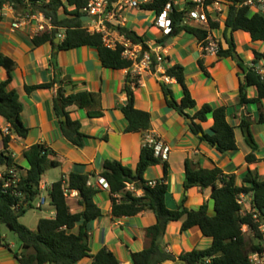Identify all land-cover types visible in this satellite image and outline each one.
Returning <instances> with one entry per match:
<instances>
[{"label": "crops", "instance_id": "0c3cea01", "mask_svg": "<svg viewBox=\"0 0 264 264\" xmlns=\"http://www.w3.org/2000/svg\"><path fill=\"white\" fill-rule=\"evenodd\" d=\"M134 1L139 3V7H133L128 0H112L107 27L116 38L126 35L120 28L136 32L144 38L148 47L146 52L163 57V61L157 62L155 69H147L140 76H135L130 69L105 68L98 51L94 48L82 47L60 51L54 49L52 43L35 47L33 38L38 34V23H27L15 28L14 24L21 16L9 5L0 11V51L16 63L10 89H15L20 95L23 121L29 129L27 138L13 135L8 151L15 164L21 167L19 175L26 176L28 173L30 165L24 152L36 144L49 147L56 155L52 158L60 162L58 168L47 171L41 182L49 205L48 208L44 207L47 215L35 214L36 219L30 221L28 225L24 222L29 214L27 213L21 221L31 230L37 229L42 218L56 217L57 212L49 201V191L54 183L70 173H76L89 174L91 176L89 182L96 185L105 161L110 159L119 160L124 166L135 170L146 139L151 136L162 139L170 149L169 157L166 159L169 165L166 207L170 210L179 209L183 204L188 210H196L207 203L209 214L212 216L215 214L212 188L184 187L187 158L197 167L220 168L226 174H236L238 184L242 183V177L248 170H257L264 177V124L258 122L260 109L264 111V100L261 104H240L239 90L245 76L238 61L233 57L206 55L197 37L185 30L176 35H165L155 24L158 13L142 8L143 4L153 3L155 0ZM189 1L195 0H170L180 12L187 9ZM214 2L222 4L224 13L213 14L216 17L215 21L220 23L219 28L212 29L213 35L220 40L224 50L229 48L228 39L233 35L236 54L243 59L246 66H256L259 72L264 74V61L255 65V51L264 52V42H253L250 35L244 31L230 34L225 23L229 4L225 0ZM64 17L65 14L61 13V18ZM64 33L65 30L62 29L57 35L60 37V43ZM201 62L207 74L201 69L199 65ZM175 65L185 68L188 88L197 105L195 109H188L186 112L194 115L206 104L214 108H227V120L236 128L238 146L236 150L221 154L212 145L200 142L190 128L189 119L184 118L178 110L170 108L168 99L173 97L180 102L183 98L182 88L177 81L164 75L167 68ZM133 77L139 80L138 84L131 85L136 107L151 115L152 129L148 132H125L128 123L121 108L128 101L125 86L128 79ZM6 78L8 73L1 67L0 82ZM55 81L58 83L50 89H41L31 94L25 89L26 85L35 86ZM67 81L72 83L67 84ZM163 86L169 88L173 95H166ZM60 89H64L68 94L89 91L99 93L101 96L102 117H90L85 109H72V117L82 123L81 131L87 136L83 148L73 146L59 131L53 104ZM257 91L255 87L250 88L248 98L257 97ZM245 118L250 119L249 129L259 145L257 152L259 161L252 164L246 162L252 149L246 142L245 128H242V121ZM0 121L5 122L1 116ZM213 123V118L209 115L207 122L202 124L204 131L212 132ZM0 145L1 151L5 149L1 135ZM0 167L1 174L7 171L6 166ZM163 177L162 165L150 167L145 174L147 181H156ZM138 194L142 196V190ZM79 200V195L68 199L72 213L84 210L79 206ZM244 200L247 201L248 197ZM96 202L102 210V217L88 224L89 243L94 247L92 255L103 248H109L123 264H132L131 254L143 251L149 244L146 229L157 223L156 214L144 211L134 217H114L110 190H101ZM250 209L251 198L248 203L246 202L244 211ZM30 212L34 213L35 210ZM181 228L182 222L171 223L162 239L165 250L176 257L212 244V240L204 237L199 227L184 232H181ZM77 231L78 227L74 232ZM3 239L4 241H0V264H20L16 254L21 253V245L17 248L16 243L8 236H4ZM83 262L92 264L91 258H86L80 264ZM164 264L181 263L168 261Z\"/></svg>", "mask_w": 264, "mask_h": 264}, {"label": "trees", "instance_id": "16d2710c", "mask_svg": "<svg viewBox=\"0 0 264 264\" xmlns=\"http://www.w3.org/2000/svg\"><path fill=\"white\" fill-rule=\"evenodd\" d=\"M91 0H0V11L4 6H11L20 15L42 13L46 20L53 26L52 29L37 34L33 38L35 47L52 43L54 49L60 51L79 49L82 47L94 48L101 57V63L109 69H130L132 63L123 56V48L116 50L104 46L101 33H91L88 24L83 22L84 10ZM112 2V0H110ZM170 0H155L153 3L142 5L145 10L162 13L164 7ZM210 5L214 0H206ZM229 4L226 27L232 32L244 31L249 34L253 42H264V14L252 13L244 5V0H225ZM196 3L189 1L188 8H194ZM70 8H73L70 10ZM61 13L65 14L61 18ZM185 11H178L174 7L171 15L172 32L176 35L180 31H187L197 37L203 45L209 35V29L198 26H184L181 24ZM1 19V16H0ZM219 21L210 20L211 29L219 28ZM65 30L61 43L56 44L57 35L60 30ZM126 34L128 40L134 44H141L144 51H148L144 38L136 32L120 28ZM229 48L219 52L220 58L233 57L243 70L245 79L239 90L241 105L252 103L261 104L264 100V74L260 73L256 66H246L243 59L236 54V45L233 38L228 39ZM152 69L157 66L156 55H151ZM264 61V52L255 51V65ZM201 69L207 74L202 65ZM5 68L8 78L0 82V116L5 122L11 124L13 133L21 138H27L29 129L23 121V105L19 93L10 89L13 82V72L16 63L0 51V68ZM264 70V67H263ZM165 76L176 80L183 91V98L179 102L168 99L170 108L178 110L180 114L191 120L190 128L200 142L212 145L216 151L226 154L238 148L236 141V128L227 120V108H214L210 104L204 105L194 115L186 111L196 108V101L191 95L187 83L185 68L181 65L171 66L166 69ZM58 83L49 82L45 84L28 86L25 89L28 94L41 89H50ZM62 83V82H61ZM71 84V81H67ZM138 78H129L125 86L128 101L122 112L127 120L126 133L148 132L152 129L151 115L136 107V101L131 89L132 84H138ZM166 86V85H165ZM164 87L166 95H173L171 90ZM257 88V97L248 98V90ZM102 101L99 93L79 92L68 94L64 89L58 91L54 99L53 112L59 124V131L62 137L77 148H83L87 136L82 133L83 127L79 120H74L71 115L72 109H85L90 117H102ZM213 118L212 132L204 131L202 124L207 122L208 116ZM258 122L264 124V111L260 109ZM251 121L243 119L242 128H250ZM11 138L4 139L5 149L0 150V166H6L7 171L0 179V241H4L1 235V226L6 225L15 233L21 242V253L16 256L20 264H80L86 258H91L92 264H123L109 248H103L95 255L91 254L88 224L102 217V210L97 204V197L101 190L89 185V174L70 173L53 184L49 191V201L56 210L55 218H42L36 230H31L22 224V218L31 210L41 209L37 206L38 199L42 195L41 182L43 176L51 169L58 168L60 162L55 157L53 150L44 144H36L24 152L30 169L26 176L19 175L16 185L5 188L9 178V170L21 167L16 165L9 153ZM247 144L252 152L247 156V163L258 162L257 152L259 145L255 136L249 129L246 138ZM162 165L164 177L156 181H147L145 174L152 166ZM186 189L212 188V198L215 201L212 216L209 214L206 203L196 210H188L184 204L176 210L166 207V196L168 186L166 184L169 165L166 160L158 158L155 150L148 145L142 148L137 167L133 170L124 166L119 160L110 159L105 161L101 172L110 186L112 198V215L116 218L134 217L144 211H152L157 216V223L146 229V237L149 240L147 248L143 251H135L131 254L132 264H164L168 261L176 262L179 259L185 260V264H250L249 256L255 252L264 250V177L257 170H248L242 177V183L238 184L236 174H226L220 168H202L193 165L191 159L186 162ZM154 182V183H152ZM127 183L134 184L141 189L142 196L127 191ZM77 191L80 196L79 206L84 208L78 213L71 212L68 198L64 189ZM250 197L252 209L244 211L240 204L241 198ZM257 215L258 220L254 218ZM173 222H182L181 232L199 227L204 237L210 238L212 244L206 248H196L191 252H184L180 256L167 252L161 243H158L159 236L163 237L166 230ZM248 227V231L244 227ZM78 227V231L74 232ZM250 232L252 241H248L246 233Z\"/></svg>", "mask_w": 264, "mask_h": 264}, {"label": "built area", "instance_id": "2783aa9c", "mask_svg": "<svg viewBox=\"0 0 264 264\" xmlns=\"http://www.w3.org/2000/svg\"><path fill=\"white\" fill-rule=\"evenodd\" d=\"M128 1L133 7H139V3L137 1ZM205 1L206 0H195L194 2L196 3V6L194 8L185 9L184 11L186 14L183 16L181 24L184 26H198L209 29L207 40H205L204 44L202 45L203 50L206 55H219V52H221L223 47L220 43V40L212 33L210 20H215L216 17L213 16L214 13H224L223 6L220 2H213L210 5H206ZM244 5L255 13L264 14V0H244ZM109 8L110 0H91L88 6L82 10L85 16H90L92 18V20L87 23L88 29L91 33L102 34V40L105 47L113 50L122 47L123 56L126 60L132 63L130 70L135 76H140L143 71L147 69L150 70L152 68L151 55L149 52L143 51L141 44H134L128 40L126 35L119 36L117 38L113 37L111 31L107 27V22L111 16V14L108 13ZM173 11V3H167L164 7V10L158 15L155 21V24L163 30L165 35H170L172 32L171 15ZM33 22L38 23V34L46 31L47 29L53 28V26L46 20L45 16L40 12L35 14H26L19 17L17 22L14 24V27L20 28L24 24ZM156 57L158 63L163 61L162 56L159 55ZM0 135L3 139L7 137H13L14 133L10 123L0 121ZM145 145L152 147L155 150V154L158 158L166 160L167 157H169L170 149L162 139L154 136L148 137L146 139ZM8 175L9 178L6 181L5 188L16 185L20 177L19 171H17L16 168L9 170ZM2 178L3 173H0V179ZM88 184L99 190L110 189L109 183L103 177L98 178L96 185L91 182H88ZM44 189L45 188H42L41 186L42 192ZM126 190L139 196L138 193L141 189L136 188L134 184L127 183ZM64 193L68 199L75 198L79 195L77 191H71L68 188L64 189ZM245 198V196L241 198L240 204L243 205ZM45 205H47V197L43 192L41 197L38 199V207L42 208ZM254 218L258 220L257 215H254ZM261 229L264 231V225L261 227ZM249 261L250 264H264V250L258 253H253L251 256H249Z\"/></svg>", "mask_w": 264, "mask_h": 264}, {"label": "rangeland", "instance_id": "374dc122", "mask_svg": "<svg viewBox=\"0 0 264 264\" xmlns=\"http://www.w3.org/2000/svg\"><path fill=\"white\" fill-rule=\"evenodd\" d=\"M1 146V145H0ZM1 168V167H0ZM52 170V169H51ZM249 197H248V200L247 201H245L244 200V203H243V207L245 208V205H246V202L248 203L249 202ZM44 207H46V208H48L49 207V205L47 204V205H45ZM43 207V209H37V210H35V212L34 213H31L30 211L28 212L29 214L27 215V217H26V221H24L25 223H27L28 225H30L29 223H30V221H33V220H35L36 219V215L38 214H45V215H47V213H46V209ZM36 214V215H35ZM24 218V217H23ZM22 218V219H23ZM33 230H35V229H33ZM244 230L245 231H248V229H247V227H244ZM1 235H2V237H4V236H8L9 237V239L11 240V241H13L14 243H16V245H17V248L18 247H20V245H22L21 244V242H20V240H19V238H18V236L15 234V233H13L6 225H2L1 226ZM246 237H247V240L250 242V241H252V236H251V234H250V232H247L246 233ZM93 246H91L90 245V250H91V254H92V252H93ZM82 264H87V263H85V262H83Z\"/></svg>", "mask_w": 264, "mask_h": 264}, {"label": "water", "instance_id": "95a60500", "mask_svg": "<svg viewBox=\"0 0 264 264\" xmlns=\"http://www.w3.org/2000/svg\"><path fill=\"white\" fill-rule=\"evenodd\" d=\"M82 20H83V22L88 23L89 21L92 20V18L90 16H85ZM229 33L230 34L232 33L231 29H229ZM55 43H57V44L60 43V37L59 36H57ZM189 121L191 122V120H189ZM245 132L248 134L249 133V128L246 127L245 128ZM162 239H163V236L160 235L159 239H158V243H161ZM85 240L87 242L89 241V239L87 237L85 238ZM178 262L181 263V264H185V260H183V259H179Z\"/></svg>", "mask_w": 264, "mask_h": 264}]
</instances>
